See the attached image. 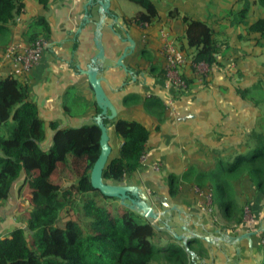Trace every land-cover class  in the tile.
<instances>
[{"label":"crops","instance_id":"0c3cea01","mask_svg":"<svg viewBox=\"0 0 264 264\" xmlns=\"http://www.w3.org/2000/svg\"><path fill=\"white\" fill-rule=\"evenodd\" d=\"M86 1L48 0L44 8L39 0H17L19 11L5 25L6 34L0 38L1 57L10 43L26 46L33 42L28 39V34L34 30L38 17L44 16L49 25L51 35L47 47L39 64L27 75L38 115L45 124L46 139L40 146L41 151L47 150L53 135L47 123L56 122L60 128H79L92 124L91 119L98 114L93 91L86 77L80 75L76 69L77 65L83 69L96 53L92 23L99 19L97 5L88 9L92 23L83 27L79 34L76 33L82 21L83 5ZM109 1L111 13L118 17L115 31L123 37L121 27L126 28L136 43L134 54L125 57L122 62L135 70L137 81L132 83L131 78L121 68L110 67L108 71H103L105 82L101 84L116 110L113 121L118 118L134 120L142 123L150 132L145 144V155L138 170L123 183L142 188L155 200L154 208L158 212L164 210L161 203L176 207L178 213L171 212L168 224L177 234L182 232L181 219L186 221L190 231L198 235L218 236L216 231H219L221 234L238 236L264 227V198L256 196L246 180L232 183L238 205L242 206L245 202L251 205V208L248 207L251 209L250 219H245L239 227L235 224L228 225L213 206L212 212L208 213L204 209L205 199L199 195V189L195 186L184 184L179 193L171 197L167 185L170 174L180 176L189 167L208 171L213 167L214 157L225 159L226 156L232 157L235 153L243 152L238 149L251 130L257 127L261 109L255 107L250 100L241 98L236 89L250 88L256 82L255 73L264 64L262 47L256 43L244 44L243 40L234 39L233 36L228 41L225 40V43L221 38L227 37V32H223L218 40L225 44L220 48L216 64L207 66L206 74L198 76L192 63L194 52L185 45V26L179 18H170L168 13L176 9L179 17L186 15L192 18L194 13L201 15L206 10L204 0L200 1L196 10L184 6L189 0H162L160 6L157 4L160 0H151L157 11V20L144 26L131 24L128 28L123 24L122 17L132 18L135 15L125 3L126 0ZM218 14H213L207 18L209 22H206L211 23L218 18ZM110 23L111 17L106 20V25L101 30V41L109 66L125 46L112 35L107 27ZM160 28L168 31L177 48L187 57L186 64L180 68V73L188 82L185 92L178 91L164 79L157 77L159 70L164 71V59L160 53ZM75 37L77 48L73 54L72 44ZM127 95H137L140 102L123 105L122 99ZM146 99L144 105L142 101ZM65 103L70 114L63 108ZM78 109L79 112L76 113ZM112 122L108 123L111 157L118 154L122 144L113 132ZM23 178L24 174H21L15 181L0 208V238L7 237L14 227L25 228L18 222L20 218H16L24 212L21 213L16 208L11 210L14 212L12 219L16 218V225L6 217L8 204L19 200L17 188ZM261 235L263 233L251 237V247L247 241H241L237 246L239 252L226 244L221 243L216 248L200 241L205 250L201 261L203 264H259L262 255ZM149 244H155L158 248L180 245L169 232L156 229Z\"/></svg>","mask_w":264,"mask_h":264},{"label":"trees","instance_id":"16d2710c","mask_svg":"<svg viewBox=\"0 0 264 264\" xmlns=\"http://www.w3.org/2000/svg\"><path fill=\"white\" fill-rule=\"evenodd\" d=\"M126 1L143 9L132 18L122 17L127 28L131 24L150 25L157 20V11L151 0ZM235 1L238 3H231L230 8L239 4L240 10L223 12L211 23L186 15L179 17L176 9L168 13L170 18H179L183 22L186 48L194 52L193 63L200 62L209 67L216 64L220 48L225 44L218 40L223 32L217 31L224 20L235 28L245 25L248 34L260 38L256 45L264 48V17L246 24L248 1ZM39 2L46 8L48 0ZM241 3L245 6L242 7ZM258 4L264 7V0H258ZM17 10V0H0V38L5 36V25ZM34 24L28 39L49 41L51 32L44 16L38 17ZM76 48L75 37L73 54ZM164 73L159 70L157 77L164 79ZM29 86V76H0V208L21 174L24 178L17 188V197H22L20 190L26 185L29 195L27 216L18 221L25 228L14 227L7 237L0 238V264H195L201 261L205 250L200 241H189L187 245L197 260L191 259L179 244L155 249L149 244L155 229L145 219L120 206L117 199L104 197L91 187L90 171L99 155L100 130L96 125L60 128L56 122H49L47 127L53 135L47 150L41 151L40 146L46 139L45 124L38 115ZM236 92L241 98L253 102L255 107L264 106V87L259 80L250 88L236 89ZM139 102L137 95L122 99L123 105ZM146 102L147 99L142 101L144 105ZM63 108L70 114L66 103ZM95 109L96 113L100 112L97 107ZM103 123L108 125L109 121L104 119ZM112 124L113 132L122 144L118 154L108 158L102 179L119 184L138 170L150 132L134 120L118 118ZM238 151L243 152L225 159L214 157L213 167L208 171L189 167L180 176L170 174L167 177L169 195L176 196L184 184L204 189L211 193V206L222 220L228 225L241 226L244 207L251 208V205L245 202L237 209L232 183L246 180L255 195L264 198L262 115ZM79 164H84L80 173L75 168ZM69 174L74 176L73 186H64L65 182L60 185L61 178L69 177ZM53 177L54 182L51 181ZM62 215L67 217L66 231L51 241L48 237L57 228ZM260 247L264 252V244Z\"/></svg>","mask_w":264,"mask_h":264},{"label":"water","instance_id":"95a60500","mask_svg":"<svg viewBox=\"0 0 264 264\" xmlns=\"http://www.w3.org/2000/svg\"><path fill=\"white\" fill-rule=\"evenodd\" d=\"M93 5L98 6L97 12L99 14V19L92 23L88 9ZM110 17L112 18V23L108 24L107 27L111 31L112 35L117 37L121 43L125 44L120 52V55L114 62L111 63V66L106 63L107 60L105 57V51L101 41V30L106 25V20ZM89 23H92L94 26L93 44L96 53L90 58L89 63L83 69H81L78 65L76 66V69L80 75L86 77L87 83L93 91L96 107L100 111L91 119L93 124L100 130L98 142L99 155L91 168L89 176L91 187L100 192V194L104 197L117 199L120 206L125 207L145 219L154 229L169 232V234H171L172 237L180 243V246L186 250L188 255L193 260H197V258L194 253L189 251L187 248L188 242L191 240H198L216 248H219L221 243L226 244L233 247L236 252H239V248L237 246L241 241H247L249 247H251V237L257 235L258 233L264 234V227H260L256 231H246L238 236H231L228 233L221 234L219 231H216V235L218 236L198 235L197 233L190 231L188 229V225H186V221L181 219L182 232L177 234L168 224V221L171 219V212L178 213L176 207L161 203L164 210L158 212L154 208L156 203L155 200H152V198L142 188L123 182L119 184H112L110 181H103L102 171L111 154L108 134L110 126L104 125L103 120L106 119L112 122L116 117V110L102 87L101 83L105 82L102 73L103 71H108L110 67L121 68L126 76L131 78L130 81L135 83L137 81V73L132 69V67L124 65L122 61L125 57H130L134 54L136 43L131 38L126 28L121 27L123 37L115 31L114 26L118 24V17L116 14L111 13L109 0H87L84 3L82 21L80 26L77 28L76 33L79 34L83 27ZM156 222H158V224ZM195 264H203V262L199 261Z\"/></svg>","mask_w":264,"mask_h":264},{"label":"rangeland","instance_id":"374dc122","mask_svg":"<svg viewBox=\"0 0 264 264\" xmlns=\"http://www.w3.org/2000/svg\"><path fill=\"white\" fill-rule=\"evenodd\" d=\"M200 1H203V0H189L186 3V5L184 4V6H186V8H191L192 10H196L198 8V6H199ZM247 1H248V4H246V6L248 7V9H247L248 10V14H247V18H246V24H249V23L253 22L254 20H256L259 17H264V7H261L258 4V0H247ZM161 2H162V0L158 1L157 4L160 6ZM125 3L130 8V10H132V12H134V15H137L138 13L143 12V9L141 7L135 5V4H132V3L128 2V1H125ZM231 3H232V5H234L235 3H238V2L235 1V0H204V4L206 5V10L204 12H202L201 15H198V13H194L195 15L192 18L195 19V20L206 22V21H208L209 17L213 16V14L217 15L220 12L218 14V18H219L220 16L223 15V12L226 13L230 9L234 10V12L240 10V8L238 9V7H237V5H239V4H236L234 6V8H230ZM242 4L243 3H241V5ZM244 6H245V4H243L242 7H244ZM231 25H232L231 23H229L228 21H225V20L222 21V24H219V27H218L217 31L218 32H224V33L227 32V37L221 38L223 40V42H225V40L228 41V39L231 36H233L234 39L237 38L239 40H243L244 44L249 43L251 45L253 43H257L258 44L260 42L259 41L260 38L257 35L248 34V32H247V30L245 28V25H242V26H240L238 28H235V27H233ZM262 42L264 43V39L262 40ZM261 55L264 57V48H262ZM262 56L260 57V59H262ZM258 61H259V58H258ZM255 79H256V82L258 80L260 81L261 87H264V64H262V66L255 73ZM260 109H261V115H262V117H264V106H261ZM75 112L78 113L79 109L76 110ZM83 165L84 164H82V165L79 164L77 167H75L78 173H80L83 170ZM58 177H59L58 175L55 176L56 180L58 179ZM55 178L54 177L51 178V181L54 182ZM73 178H74V176H72L70 174H69V177H66V178L62 177L61 178L62 182L59 181L60 185L65 182L64 186L66 184L67 187H72L73 183H74L73 182ZM20 192L22 194V197L19 200H17V202L8 204L9 206L7 208L8 212L6 214V217H8L12 221V223L15 222L16 218L17 219L20 218V219H24L25 220V218L27 216V214L25 213L26 209H28V202H29V195H28V187H27V185L25 187L24 186L21 187ZM235 204H236L237 209L241 208L240 205H238L237 202H235ZM12 206L14 208H12ZM10 207H11V209H9ZM15 208L17 209V211H19L21 213L24 212L25 214H23L21 216L19 215L16 218L12 219L13 218L12 217V213H14V212H11V210L13 211V209H15ZM245 208L246 207H244V215H243V219L244 220L243 221H245V219L246 220L250 219V209L247 208L248 211H247V213H245ZM236 213H237V211H236ZM66 220H67L66 215H62L60 220H59V223L57 224V228L48 237L51 241H55L57 238H59V236L62 233H64L66 231V227H67ZM260 241H262V235H261ZM152 245H153V247L155 249H158V247L155 244H152ZM263 263H264V252H262L259 264H263Z\"/></svg>","mask_w":264,"mask_h":264},{"label":"built area","instance_id":"2783aa9c","mask_svg":"<svg viewBox=\"0 0 264 264\" xmlns=\"http://www.w3.org/2000/svg\"><path fill=\"white\" fill-rule=\"evenodd\" d=\"M160 53L164 59V80L180 92L187 91L188 85L180 73V68L186 64L187 57L177 48L173 38L165 28L159 29ZM47 47V41L38 38L26 46L10 43L0 57V76L25 77L30 71L39 64L43 51ZM193 63V61H192ZM198 76L206 74L207 65L204 63H193ZM145 155V154H144ZM143 155V156H144ZM140 160V163L143 159ZM201 197H204V209L211 213V193L197 190ZM248 209L245 208V213ZM264 244V240L261 241Z\"/></svg>","mask_w":264,"mask_h":264}]
</instances>
